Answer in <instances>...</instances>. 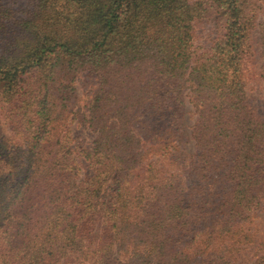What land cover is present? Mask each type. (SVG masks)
I'll return each mask as SVG.
<instances>
[{"label": "trees", "instance_id": "1", "mask_svg": "<svg viewBox=\"0 0 264 264\" xmlns=\"http://www.w3.org/2000/svg\"><path fill=\"white\" fill-rule=\"evenodd\" d=\"M209 1L199 52L201 2L0 0V264H229L254 241L257 0ZM260 46L264 94V25Z\"/></svg>", "mask_w": 264, "mask_h": 264}, {"label": "rangeland", "instance_id": "2", "mask_svg": "<svg viewBox=\"0 0 264 264\" xmlns=\"http://www.w3.org/2000/svg\"><path fill=\"white\" fill-rule=\"evenodd\" d=\"M10 6L14 9H18L27 5L30 0H6ZM192 2H201L205 6L204 13L199 17L193 27L194 33V49L197 51L207 50L209 44L220 27V17L222 12L214 7L209 0H191ZM255 25L251 32L250 40L252 44V58L253 61L247 71V78L249 79L247 89L249 93L255 98V104L259 108L260 112H264V94L261 83L258 82L257 73L261 64V46H260V33L264 25V0H257L255 4ZM20 17L19 13H14L12 19ZM79 92L85 91L86 86L81 85L80 82L77 85ZM190 109V106H188ZM186 123H191L189 117ZM73 137L77 138L76 142H79L83 148H88L95 136L89 128L84 126L71 125ZM2 132L5 135L9 134V130L6 127H2ZM248 227L253 233L254 241L248 245L244 250L236 252L233 258H227L224 256V260L229 264H255L259 262V258L264 254V202L257 212L250 216L248 219ZM231 261V262H230Z\"/></svg>", "mask_w": 264, "mask_h": 264}]
</instances>
